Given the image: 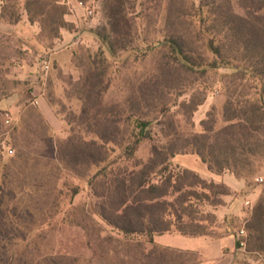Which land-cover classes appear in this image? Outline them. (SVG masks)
<instances>
[{
	"label": "rangeland",
	"instance_id": "obj_1",
	"mask_svg": "<svg viewBox=\"0 0 264 264\" xmlns=\"http://www.w3.org/2000/svg\"><path fill=\"white\" fill-rule=\"evenodd\" d=\"M84 1L90 16L78 0H59L65 27L54 36L48 22L30 20L24 0H0V103L15 98L0 104V230L9 233L0 242L17 245L16 264H198L197 253L126 235L101 215L119 201L116 177L145 164L153 145H173L178 183L195 182L189 171L209 185L186 231L234 238L219 264H264V181L256 180L264 178V116L244 178L212 172L189 146L208 129L213 143L232 113L250 118L264 103L263 46L252 40L264 35L262 0ZM242 18L253 31L237 28ZM237 101L241 108L230 107ZM141 122L149 136L127 156ZM103 135L107 162L90 165L82 152L102 146ZM225 175L241 188L217 180Z\"/></svg>",
	"mask_w": 264,
	"mask_h": 264
},
{
	"label": "trees",
	"instance_id": "obj_2",
	"mask_svg": "<svg viewBox=\"0 0 264 264\" xmlns=\"http://www.w3.org/2000/svg\"><path fill=\"white\" fill-rule=\"evenodd\" d=\"M24 1V9L28 12L30 20L40 23L48 22V30L52 35L55 36L61 28L65 27V12L59 4V0H51L49 3H45L43 0ZM262 7H264V0H262V5L258 7V10ZM2 8L1 19L5 20L8 8L7 6ZM8 20L10 23L16 24L20 21V17L15 12H12ZM240 21L237 28L241 30L245 27L248 31H253V26L249 20L242 18ZM256 36L252 40L261 43L264 53V35ZM172 51L176 55L181 56V49L174 43ZM215 51L218 52L217 49ZM181 59L184 63H190L187 57H182ZM261 70L264 74V67ZM263 77L260 80L261 84H263L260 95L262 100L264 99ZM6 97L7 91L0 89V100ZM259 103L260 105L257 103L252 105L250 110L252 117L250 118L247 112L242 116L232 113L231 117L226 119L229 124L218 129L213 135V143L215 144H209L211 140V136L208 135L209 129L196 135L194 142L189 145L192 148L191 152L196 154L203 163L207 164L212 172L230 171L237 177L244 178L248 176V173L244 175L246 165L249 166V163L245 160L256 155L257 149L252 146V143L258 141V131L260 130L258 124L261 122L256 119L264 116V103ZM230 107L237 109L241 108V105L237 101L236 104L232 102ZM145 127L146 123L141 122L139 133L135 135L136 141L125 149L127 156H132L141 140L148 138V133L144 131ZM101 139L104 142L106 135H103ZM205 142L209 145L204 146ZM173 147V145H168L167 147L153 145L145 164L137 165L139 169L134 167L131 171L126 170L127 174L125 175L128 177L119 176L115 178L113 185H116L115 191L119 194V201L116 202V205L110 207L103 204L101 215L105 221L126 235L145 236L150 243L154 242L155 236L167 233H178L194 237L208 236L207 233L198 230L186 231L185 227H183L184 221L194 222L190 207L198 206L199 203L208 200V195L203 190L209 188L207 187L209 185L197 174L189 171H183V174L191 176L195 182L184 184L186 187L178 183V175L172 174L170 171V168H172L171 160L179 154V151ZM95 151H98L96 158ZM183 151L186 152V149ZM82 153L84 159H91L89 161L90 165L95 166L107 162L108 152L105 148V142L99 147L92 142V146ZM166 172L170 173L165 175ZM214 186V184L210 185V187ZM184 188L193 191L183 192ZM199 190H202V192L198 193ZM257 234V240L260 242L259 249L264 251V225L262 229L257 231ZM1 236L7 237L9 233L0 230ZM237 245L238 243L236 242ZM16 246L13 241L0 242V264H16V258L13 253V249Z\"/></svg>",
	"mask_w": 264,
	"mask_h": 264
},
{
	"label": "crops",
	"instance_id": "obj_3",
	"mask_svg": "<svg viewBox=\"0 0 264 264\" xmlns=\"http://www.w3.org/2000/svg\"><path fill=\"white\" fill-rule=\"evenodd\" d=\"M4 104L8 102H15V98L11 97L2 101ZM0 104H3V103ZM218 181H222L234 191H238L241 188V183L237 181L232 175H225L222 178H217ZM178 233H167L159 235L156 238H161L163 243L167 246H172L180 249L190 250L200 257L201 261L198 264H219L235 245V240L232 237L220 236V237H204V236H190L182 235Z\"/></svg>",
	"mask_w": 264,
	"mask_h": 264
},
{
	"label": "built area",
	"instance_id": "obj_4",
	"mask_svg": "<svg viewBox=\"0 0 264 264\" xmlns=\"http://www.w3.org/2000/svg\"><path fill=\"white\" fill-rule=\"evenodd\" d=\"M78 6L79 7H81V8H83V9H85L86 10V12H87V15H92L93 14V9L92 8H90L89 7V5H87V3H85V1L84 0H78ZM43 69L44 70H46V71H48L49 70V61L48 60H45L44 62H43ZM10 121H11V118H10V116H9V114H7L6 113V119H5V122L7 123V124H9L10 123ZM11 152H13V151H11ZM256 180L258 181V182H263L264 181V178L263 177H258V178H256ZM247 204H249V202H247Z\"/></svg>",
	"mask_w": 264,
	"mask_h": 264
}]
</instances>
